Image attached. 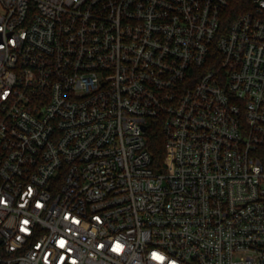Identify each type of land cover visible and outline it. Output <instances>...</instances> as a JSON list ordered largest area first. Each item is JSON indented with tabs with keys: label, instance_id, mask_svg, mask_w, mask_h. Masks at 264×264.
I'll list each match as a JSON object with an SVG mask.
<instances>
[{
	"label": "built area",
	"instance_id": "obj_1",
	"mask_svg": "<svg viewBox=\"0 0 264 264\" xmlns=\"http://www.w3.org/2000/svg\"><path fill=\"white\" fill-rule=\"evenodd\" d=\"M253 4L0 0V264H264Z\"/></svg>",
	"mask_w": 264,
	"mask_h": 264
},
{
	"label": "trees",
	"instance_id": "obj_2",
	"mask_svg": "<svg viewBox=\"0 0 264 264\" xmlns=\"http://www.w3.org/2000/svg\"><path fill=\"white\" fill-rule=\"evenodd\" d=\"M253 7V0H229V6L223 17L225 27L227 28L235 18L252 10ZM148 147L152 153L154 169L161 171L166 157V137L162 126L157 125L149 129Z\"/></svg>",
	"mask_w": 264,
	"mask_h": 264
}]
</instances>
